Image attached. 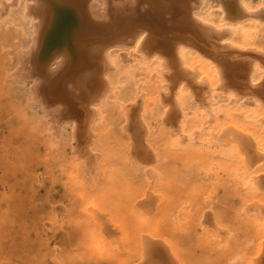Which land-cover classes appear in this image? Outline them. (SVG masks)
Instances as JSON below:
<instances>
[{
	"label": "bare ground",
	"instance_id": "bare-ground-1",
	"mask_svg": "<svg viewBox=\"0 0 264 264\" xmlns=\"http://www.w3.org/2000/svg\"><path fill=\"white\" fill-rule=\"evenodd\" d=\"M253 2L255 3L252 4ZM0 5V15L4 14L7 9L10 10V7L12 6L16 5L20 7V11L18 12L20 14V16H18L20 17L19 22H21L22 25L24 23L26 26L24 29H27V34L22 31L27 35L24 36L27 37V40L23 38L24 40H26L25 46L24 48L19 49L18 53L16 52L18 54V56H15L17 57V59L15 60L17 61V67L15 68V71L13 69L14 74L12 76H14L15 81L19 84L29 83L31 99L34 104V108L38 110L42 116L48 119L52 130H55L57 133H59L63 129V127H70L71 136L69 137H71V140L73 141V153H75L76 155V161H79L77 163V169L79 170L80 174L83 175V179H85L86 182L90 181L89 175L93 173V170H97V168L99 167L96 163L97 156L94 153V150H97V148L101 146L102 141H104L105 136H107V132L103 131L102 129L103 118L105 119L109 116V111L112 114L114 107L110 108L111 105L109 106V104L114 103L118 105V114L121 115V120H123V125L121 126L120 130H122L128 140V155H130L134 160L135 158L137 159V166H143L145 175L149 173L150 176H152L151 178H153L156 177V174H158L156 170L154 168H151L150 166L152 161L155 160L154 152L158 153L159 155H163L161 157V162L163 157L167 158L164 160L169 162L168 165L164 167L165 171H163L165 173H163L164 194L156 195L155 193H150L151 189H149L150 191L145 189L138 191L139 189H137L134 192H131L129 198L125 196V200L128 202V204H130L129 207L140 212L142 215L141 218L143 220H148V215H152V212L156 209V206L158 207L157 209L158 211H160L161 215L172 217L169 215V209H171L170 206L173 204L172 202L175 199L174 197L178 194V181L176 180V176L180 174V171L176 169L178 165L175 164L176 158L179 159L181 164L184 165H187V163L196 165V163H198L199 165L207 168L211 167L212 170H215V174L217 172H227L226 169L228 167L225 161L232 160L234 162V168H232L231 170L229 169L230 173L232 171H237L236 173H239L241 175V180H244L242 185H245V191L247 192V196L243 195L247 197L246 202H244V207L249 211L251 210V213L252 210L255 209L258 216L257 219L251 218L249 220V225L255 230V242H257L251 255L248 256L249 258L247 257V264H264V49L261 48L264 45L258 46L255 45L256 43H254L256 40H254V42L251 41V39H258L257 36L259 34V37L264 38V36H262L264 35V32H261L262 29L259 28L260 26L264 25V0H0ZM15 10H17V8ZM215 16L216 18H214ZM9 17L14 20V17H12V15H10ZM261 28H264V26H262ZM13 29H15V27ZM20 29L21 28H19V30ZM234 35L237 36L236 39L233 38ZM19 36L22 37L23 35L20 34ZM19 36L17 37V39L19 38ZM23 39L22 41L24 42ZM20 41L21 40H19V43H21ZM257 42L259 43V40ZM21 45L24 44L21 43ZM119 51L123 52L121 53ZM5 59H3V61ZM126 62H132V65H134L133 67H136V69H138V73L143 75L142 81L140 79L137 80L138 78L136 79V81H139L137 84L132 80V82L136 84V90L140 92L141 86H149V91H151L152 94L151 99L153 102V107L150 109H146V111L148 110L147 112L148 114H150L149 117H152L151 120L148 116L147 120L142 117L141 110H143V103H145L143 101L147 100V97L144 100L142 99L143 93L140 95L137 94L138 92L136 94H133L128 103L117 101V96L119 94L117 88H119L120 90L121 86L119 87L118 85H116V82H119L115 79L113 80L114 77L112 74H114L117 70H121ZM14 64L16 66V62H14ZM127 72L131 74V71L126 70V72L120 73L119 77L125 76ZM3 76L5 77V75ZM7 76L9 77L8 74ZM127 78L129 77L127 76ZM8 80V82H11V79ZM134 83L131 84L134 85ZM14 86L17 87L16 84ZM20 87H18V89ZM11 89L13 90L14 88ZM20 96L21 95H19V97ZM123 101H126V99H123ZM10 104L11 103H9V105ZM14 104H16V102ZM115 113L117 114L114 109V114ZM20 116L22 115L20 114L18 117ZM15 117L18 121L22 120L23 118L22 116L19 120L17 115ZM25 119L28 118L25 116ZM106 120L108 121V119ZM28 121L27 124H29ZM30 127L32 128V125ZM30 127L28 126L29 129ZM151 127H153L158 133H160V135L164 137V141H162L164 143H162V149L160 152L159 150H157V147H155L152 151L153 147L150 148V142H146V136H148L147 133L149 129H151ZM199 132L201 142H204L203 144H205L206 146L205 150L201 148H193L191 146L188 147L187 145L186 146L188 148L186 147L185 149H179L180 145L185 140L192 141L191 144H193L196 140L197 133ZM96 136H98L97 140L95 139ZM27 140H29V138H27ZM196 145L199 146L202 144L198 143ZM26 148L24 149L26 150ZM21 150L22 149H20V151ZM178 150H180L179 153H177ZM156 159L158 160L159 158ZM133 162L134 161H132V163ZM158 162L159 160L157 161V163ZM165 162L163 161V163ZM132 169L133 168L131 167V170ZM75 171L76 169H74V172ZM121 173H123V169ZM140 173L141 172L137 174ZM97 175L99 176V173H97ZM142 175H144V172H142ZM205 175L206 174H204V176ZM209 175L210 173L208 174V176ZM75 176L73 177L75 178ZM113 177L111 179L112 182ZM211 178L212 177L210 175V179ZM237 179L233 178L232 180H230L233 181V184H235ZM222 183L223 182H221V184ZM224 183L222 186H224ZM226 184H229L228 181ZM226 184L225 186L227 187ZM79 185H81V183H79ZM82 185H85L84 182L82 183ZM146 186H148V184H146ZM83 187L84 186H82V188ZM108 188H110V186ZM224 191L226 190L224 189ZM125 192L129 193L128 191ZM231 193H233V190ZM68 194L70 195V193ZM79 194H81V191ZM208 194H206V198L208 197ZM223 194L224 197L227 195H225V193ZM84 195L85 194L82 191V196ZM77 196H79L80 198L81 195ZM229 196H234V194H230ZM182 197L180 196V200H182ZM160 198L164 201V206L160 204ZM211 198H213V196ZM217 198L219 199V196H217ZM224 199H226V197ZM224 199L222 198L219 200L222 201ZM242 199H244V197ZM73 200L76 201L77 199L74 198ZM203 200L204 199H202V201ZM224 201L227 202V200ZM240 201L239 204L242 205L243 200L241 203ZM229 202L230 201H228L227 203ZM95 203L96 202L94 201L93 204ZM98 203H96L95 205H97ZM73 204L75 205V203ZM99 205H101V203H99ZM68 206H70V204ZM221 206L222 205H220V207ZM91 207L93 209L94 206L91 205ZM182 207L184 208L183 204ZM251 207H254V209H252ZM10 208L12 209V206ZM85 208L87 209V207ZM101 208H103V206ZM11 209L10 211L13 210ZM86 209L84 211L85 213L88 212L86 211ZM180 209L182 210V208H179V210ZM210 210L211 209H209V211ZM228 210L230 211V209ZM14 211L15 209L12 212L13 214L16 213V211ZM90 211L91 210H89L88 214L91 215ZM255 211H253V213H255ZM84 212L82 211V213ZM239 212L241 211L239 210ZM134 213L137 214L136 212ZM102 214L103 213H100L101 216L99 214L97 215L98 219L100 217L101 222L103 219L105 220V216L103 215L104 217H102ZM199 214L204 215L199 219L200 225L202 226V224L204 225V223L207 222V216L209 214L207 213L208 215H206L204 214V212L201 214L200 212L195 216H199ZM234 216H232V219L234 218ZM238 216L236 215L235 218H237ZM241 217L243 218V216ZM137 218L140 219V217ZM196 218L198 220V217ZM134 219L136 220V218ZM235 220L234 222L232 221L235 224L242 222V220L239 222H235ZM243 222H245V220ZM97 223L95 220V225ZM120 223L116 224L113 227H115L116 230H122V227H117V225L120 226ZM3 224L5 227L10 225L9 224L6 226L5 223ZM13 224H11V227ZM211 224L214 225L213 223ZM205 225H207V227L205 228H208L209 230L208 224ZM240 225H242V223ZM240 225L239 227L241 228ZM18 227L21 228V225ZM110 227L112 226L110 225L109 228ZM181 227H183V225ZM213 227L215 228V225ZM75 228H77V226ZM145 228L147 229V227ZM152 228L153 229L145 230V235L141 233L135 238L137 243V252L141 262L139 264H180L181 262L179 263L177 261V259L181 260V252L179 250L184 247H181L178 250L173 241L167 238L168 241H166L171 246L170 249L166 242L162 240L161 231L158 228ZM177 228L179 229L180 227ZM217 228H215V230ZM94 230L95 229L93 227L92 234L90 233L91 236L89 237H91L93 240H95V238L96 240H99L100 237H96L98 231L96 232ZM110 230L111 229H108V231ZM236 230L237 228L234 231ZM7 232H10L9 229ZM13 232H15V228ZM88 232L86 231V233ZM223 232L225 235L226 232ZM243 232L245 233L244 230ZM249 232L251 234V231ZM110 233H112V231H110ZM117 233H119V231ZM124 233L120 235L125 238L126 234L124 235ZM213 233L214 232L212 231V234ZM114 234H116V232H114ZM220 234L223 235V233L221 232ZM93 235H95V238L93 237ZM227 235L232 234H228L227 232ZM19 236H22L21 232ZM122 236L121 238L124 239ZM219 236L220 238H222L221 235ZM80 237L83 238L82 236ZM112 237L114 236L112 235ZM181 237L184 236L181 235ZM16 238L17 237H15V239ZM228 238L232 239V237ZM75 239H73V241H75ZM104 239L106 238H103V241H101L104 242ZM82 240L83 239H81L80 241ZM198 240L196 239V241ZM250 240L251 238H249V241ZM90 241L91 240L89 239V242ZM109 241L111 242V240L108 239V242ZM116 241L117 240L115 239V242ZM222 241L223 240H221V242ZM244 241L242 243H245ZM89 242L87 243L88 247L90 245ZM115 242L114 244H111V242L110 245L107 246L111 247V245L115 246L119 244ZM126 242L128 241L126 240ZM252 242L253 241H250L247 246L251 245L253 247ZM92 244H94V246L98 245L96 246V249L102 248V250L100 249L101 253L99 249L94 250L90 253H94L96 251V253H100L105 256L104 253L107 252L106 256H109L108 250L110 249L108 247V249L103 248V246L108 243H103L102 247H99L102 243L99 245V243L95 244L93 241ZM188 245L190 247L191 244L189 243ZM195 245L196 244L192 246H194L195 248ZM225 246L226 245H224L223 248ZM241 246L243 245L241 244ZM184 249L186 250V248ZM232 249L234 250V248ZM239 249L242 248L240 247ZM88 250H90V248ZM120 250L122 251V248ZM102 251L105 252L102 253ZM208 251L209 250H207V252ZM204 252L206 254V251ZM250 252L251 251H249V254ZM226 254H228V252H226ZM91 255L92 254H90V258L93 257ZM229 255L232 254L229 253ZM81 259L83 260L84 258ZM79 261L80 264L81 260Z\"/></svg>",
	"mask_w": 264,
	"mask_h": 264
},
{
	"label": "rangeland",
	"instance_id": "rangeland-1",
	"mask_svg": "<svg viewBox=\"0 0 264 264\" xmlns=\"http://www.w3.org/2000/svg\"><path fill=\"white\" fill-rule=\"evenodd\" d=\"M254 3L255 2H253L252 4H254ZM0 7H1V5H0ZM16 8H17V10H15ZM19 9H20V7L15 5V6L10 7V10L7 9V11L4 13L6 15H4V14L0 15V18H1L0 19V25L2 24L0 26V55H3V56H0V71H1V73H0V77H1L0 78V85H1L0 86V217H1L0 223H2V224H0V264H39V263L40 264H66V263L72 264L73 262H75L73 264H77V263L79 264V262H80L79 260H81L80 264H87V263L91 264L92 262H93L92 264H102V263L103 264H120V263L121 264H139L141 262H140V258L138 256L137 243H136L135 238L141 233L145 235V233H146L145 230L153 229L152 227L158 228L161 231L162 240H164L166 242V244L168 245V247L170 249H171V246L167 242L168 239L173 241V243L176 245L178 250L181 247L186 248V250L184 248H181V250L184 249L183 251L179 250L181 252V258H180L181 260L177 259V261L179 263L181 262L180 264H247L248 263L247 260L249 258L248 256L251 255L252 251L255 248L256 242H257V241L255 242V240H256L255 233H254L255 230L253 227H251L249 225V220L251 218L257 219L258 216L256 214L254 207L253 208L251 207L252 209H254V210H252V213L250 212L251 210L249 211V210L245 209V207H244L245 206L244 202H246V199H247V197H245V196H247V192L245 191L246 190L245 185H242L244 180L243 181L241 180L242 179L241 175L239 173H236L237 171H235V172L232 171L230 173V170L232 168H234V162L232 160L225 161V163L228 167L226 169L227 172H217L215 174V170L214 169L212 170L211 167L207 168V167L199 165L198 163H196V165H194L192 163H187V165H184V164H181L179 159L176 158L175 164H178L176 169H178V171H180V174L176 176V180L178 181V194L174 197L175 199L172 202L173 204L170 206L171 209H169V215L172 217H169V216L167 217V215L166 216L161 215L160 211H158V209H157L158 207L156 206L155 207L156 209L152 212V215L151 214L148 215V217H147L148 220H143L141 218L142 215L140 212L136 211L135 209L133 210L132 208L129 207L130 204H128V202L125 200V196L127 198H129L131 192H134L137 189H139L138 191L144 190V189L150 191L149 189H151L150 193H155L156 195L164 194L163 193V191H164L163 181H164V174L165 173L163 171H165L164 167L166 165H168L169 162L164 160V159H167L164 157L162 158V162H161V157L163 155H159L158 153L154 152L155 160L152 161L150 166H151V168H154L158 174H156V177H153L154 179L151 178L152 176H150L149 173L145 175V171L143 169V166H137V159L135 158V160H136L135 161L133 158H131L130 155H128L129 154L127 151V150H129L128 146H127L128 140H127V137H125V134L122 132V130H120L121 126L123 125V120H121L122 119L121 115L118 114L119 113L118 112V105H116L114 103L113 104L110 103L109 104V106L111 105L110 108L114 107L113 111L111 110L112 114L110 113V111L108 112L109 116L105 119L103 118V123H102L103 127L101 126L103 131L107 132L106 133L107 136H105V139H104V141H102L101 146L99 148H97V150H94V153L97 156L96 157L97 158L96 163L99 166L98 167L99 170H98V168H97V170L96 169L93 170V173H91V175H89L90 181L86 182V180L83 179V175H81L79 170L77 169L78 168L77 163L79 161H76V157H75L76 155H75V153H73L74 152L73 151V143H72L73 141L71 140V137H69V136H71L70 127L69 126L63 127V129L59 133H57L55 130H52V128L50 127L51 125H50L48 119L45 118L44 116H42L40 114V112L34 108V104H33V101L31 99V92H30L29 83L19 84L15 81L14 76H12L14 74L13 69L15 71V68L17 67V61H15L17 59V57H15V56L16 55L18 56V54H17L18 50L21 48H24L26 40H27V37H24V36H27L26 35L27 29H24L26 26L24 23L22 25V23L19 22V19H20V17H18V16H20V14L18 13L20 11ZM9 13H10V15H12V17H14L13 18L14 20H12V18L9 17L10 16ZM16 15H17V19H16ZM5 16L7 19L5 18ZM214 18H216V16ZM3 20H4V22H3ZM7 23H9V24H7ZM4 26H5V28H4ZM12 26H13V28L15 27V29H13ZM262 26H264V25H262ZM262 26H260L259 28L262 29L261 32H264V28H261ZM19 28H21V29L19 30ZM2 30H3V32H2ZM17 31L19 34L17 33ZM22 31L25 32L26 34L23 33ZM13 33H14V36H16V37L13 36ZM20 34L23 36L20 37L19 36ZM17 35L19 36L18 39H17V37H18ZM259 35L257 36L258 39H256V38L251 39V41L254 42V40H256L254 42V43H256L255 45L262 46V45H264V38L259 37ZM262 36H264V35H262ZM236 37H237L236 35L233 36V38H235V39H236ZM23 38H25L26 40H24ZM22 39L24 40V42L22 41ZM19 40H21L20 42L23 43L24 45H21V43H19ZM258 40H259V43L257 42ZM261 48L264 49V46H262ZM119 52L122 53L123 51H119ZM3 59H5L4 60L5 62L3 61ZM1 61H2V63H1ZM14 62H16V66H15ZM133 63H134V61H133ZM133 63L132 62H126L121 70H117L114 74H112L114 77L113 80L115 79L119 82V83L116 82V85H118L119 87L121 86L120 90H119V88H117L119 91V94H120V95L118 94V96H117L118 97L117 101L128 103L133 94H136L138 92L137 94L140 95L143 93L142 99L144 100L147 97V100L143 101L145 103H143V108H142L143 110H141V113H142V117H144V119L147 120L148 117L150 116V114H148V112H147L148 110L146 111V109H150L153 107V102L151 99L152 94H151V91H149V86H146V85L140 87V92L136 90L137 89L136 84L139 82V81H136V79L138 78L137 80L140 79L142 81L143 75L138 73V69H136V67H133L134 66V65H132ZM10 64H12V65H10ZM128 64H130V65H128ZM130 66H132V67H130ZM1 69H3V70H1ZM126 70L131 71V74L129 72H127L125 76L119 77V74L122 72H126ZM3 71H5V72H3ZM7 74L9 75V77L7 76ZM3 75H5V77ZM127 76L129 78H127ZM6 79L7 80L11 79V82H8L10 80L7 81ZM130 80H131V82H130ZM132 80L135 81L136 84L134 82H132ZM4 81H5V84H4ZM14 83L17 85V87L14 86L15 85ZM129 83H130V85H129ZM131 83H134V85ZM4 86H5V88H4ZM11 86H13V87H11ZM20 86H22V87H20ZM27 86H29V87H27ZM18 87H20V88L18 89ZM122 87H123V89H122ZM142 87L143 88L146 87V88L143 89ZM11 88H14L15 90L14 89L12 90ZM19 95H21V96L19 97ZM27 96L29 99L27 98ZM16 97H18V98H16ZM22 97H24V98H22ZM24 99L25 100L27 99V100L25 101ZM123 99L124 100L126 99V101H123ZM13 102L14 103L16 102V104H14ZM9 103H11V104L9 105ZM17 103H19V104H17ZM114 109H115V112H117V114L116 113L114 114ZM20 114L23 116L22 120H20V117H22V116L18 117ZM16 115L20 121L17 120V118L15 117ZM39 115H40V117H39ZM25 116L28 119L30 116L29 121H28V119H25ZM118 118H120V119H118ZM149 118H150V120L152 119V117H149ZM106 119H108V121ZM44 120H46V121H44ZM119 120H121V121H119ZM27 121L30 125L27 124ZM42 121H44V122H42ZM114 123L117 126H115ZM31 125H32V128L30 127ZM28 126L30 127L31 130L28 128ZM49 128H51V129H49ZM111 129L113 130V132ZM45 130H46V132H45ZM206 130H207V128H206ZM196 132H198V131H196ZM118 133H120V134H118ZM151 133H154V134H151ZM121 134H122V136H121ZM123 134H124V137H123ZM147 135L149 137L146 136V142H150L149 143L150 148L153 147L152 151L155 147H157V150H159V152H160L162 149V143H164V142H162V141H164V137L162 135H160V133H158L153 127H151V129H149ZM43 136H45V137H43ZM22 137H24V138H22ZM159 137H161V138H159ZM27 138H29V140H27ZM45 138H46V140H45ZM97 138H98V136H96L95 139L97 140ZM198 138H199V140H198ZM149 139H152L153 142H152V140H149ZM28 141H30V142H28ZM31 141H32V144H31ZM191 142L192 141H189V140L183 141V143L180 145L179 149L180 148L185 149L187 146L188 147L191 146L193 148H198V149L201 148L204 150L206 149L205 144H203L204 142H201L200 132L197 133L195 142L193 144H191ZM25 143H27V144H25ZM198 143L202 144V145H199V146L196 145ZM121 144H122V147H121ZM28 146H29V149H28ZM24 148H26V150ZM20 149H22V150L20 151ZM32 149H33V152H32ZM24 150H25V152H24ZM15 151H16V153H15ZM179 152H180V150H178L177 153H179ZM18 158H20V159H18ZM28 158H30V159H28ZM156 158H159L158 163H157L158 160ZM131 160L134 162L132 163ZM163 161L164 162L166 161L165 162L166 164L163 163ZM100 164H101V166H100ZM117 166H118V168H117ZM183 166H185V167H183ZM129 167H130V169H129ZM131 167L133 168L132 170H131ZM189 167H191V168H189ZM183 168H185V169H183ZM209 168L211 171L209 170ZM74 169H76L75 172H74ZM122 169H123V173H121ZM140 170H142V171H140ZM194 170H195V172H194ZM207 170L212 177L211 179H210V175L208 176L209 173L207 172ZM77 171H78V173H77ZM139 172H141V173L137 174ZM142 172H144V175H142ZM182 172H183V174H182ZM97 173H99V176L97 175ZM204 174H206V175L204 176ZM220 175H221V177H220ZM70 176H72V177H70ZM73 176H75V178ZM136 176L140 179H138ZM161 176H163V177H161ZM112 177H113L114 183L111 180ZM145 177H146V179H145ZM184 177L186 178V180ZM237 177L239 180L237 179ZM69 178H71V179H69ZM233 178L237 179L235 184H233V181H231ZM99 179H101V180H99ZM136 179H138V180H136ZM74 180H76V181H74ZM82 180H83L85 185H82V183H83ZM227 181L230 185L226 184ZM221 182H223V183L225 182L224 186L226 184L227 187L222 186L223 183L221 184ZM79 183H81V185H79ZM145 183L148 184V186H146ZM231 183L234 187L231 185ZM82 186H84V187L82 188ZM92 186L94 187V189ZM109 186H110V188H108ZM112 186H114L115 188ZM242 186H244V187H242ZM107 188L109 189V191ZM232 188H234V189H232ZM224 189L226 191H224ZM110 190H111V192H110ZM113 190H114V192H113ZM123 190L128 191L129 193H127ZM232 190H233V193H231ZM76 191H77V194H76ZM80 191H81V194H79ZM82 191L84 192L85 197L82 196ZM221 191H223V192H221ZM226 192H228V193H226ZM68 193H70V195ZM88 193H91V194H88ZM223 193H225V195L227 194L225 196L226 199H224L225 197H224ZM206 194H208L207 198H206ZM220 194L222 197L220 196ZM230 194H234V196H229ZM77 195H81L80 198ZM196 195H197V197H196ZM243 195H245V196H243ZM87 196H88V198H87ZM180 196L181 197L183 196L182 200H180ZM212 196H213V198H211ZM217 196H219V199L223 198L224 200H227V202L228 201H230V202L227 203L224 200L221 201L217 198ZM159 197H161V196H159ZM203 197H205V198H203ZM236 197H237V200H236ZM243 197L245 200L242 199ZM74 198L77 199L76 200L77 203H76V201L73 200ZM70 199H71V201H70ZM202 199H204L203 200L204 202L202 201ZM231 199H232V202H231ZM238 199H240L241 201ZM101 200L105 203H103ZM160 200H161V198H160ZM242 200H243V202H242ZM89 201H90V203H89ZM94 201L96 203H98L100 201L99 203H101V205H99V203L97 205H95L96 203L93 204ZM239 201H240V203L242 202L243 204L242 205L239 204ZM72 202L75 203V205ZM214 202H215V204H214ZM217 202H219V203H217ZM221 202H223V203H221ZM88 203H89V205H88ZM216 203H217V206H216ZM69 204H70V206H68ZM160 204L163 206L165 205L163 200L160 201ZM182 204H183L184 208L182 207ZM230 204H231V206H230ZM248 204H250V203H248ZM91 205L94 206L93 209H92ZM98 205H99V207H98ZM220 205H222V206L220 207ZM9 206L10 207L12 206V209L13 210L15 209L16 213L13 214L12 213L13 210ZM84 206L87 207V209ZM95 206H96V208H95ZM102 206H103V208H101ZM119 206H120V208H119ZM7 207H9V208H7ZM224 207H226V208H224ZM88 208H91V209H88ZM179 208H182L183 211L181 209L179 210ZM196 208H199L200 210L201 209L202 210L200 211L199 209H196ZM234 208H235V210H234ZM251 208H249V209H251ZM10 209L12 211H10ZM16 209H18V210H16ZM85 209H86V211H88L87 213L84 212ZM96 209H97V211H96ZM130 209H132V210H130ZM209 209H211L212 212H211V210L209 211ZM228 209H230V211ZM81 210L84 213H82ZM89 210H91L90 211L91 215L94 214L95 216L94 215L91 216L90 214H88ZM92 210H94V211H92ZM198 210L201 212V214L203 212L206 215L209 214L207 216V222L204 223V225L202 224V226L200 225L199 219L202 218V216H204V215L199 214V216H195L196 214L200 213ZM239 210L241 212H239ZM186 211H187V213H186ZM253 211H255V213H253ZM3 212H6V213H3ZM10 212H11V214H10ZM134 212H136L137 214H135ZM54 213H55V215H54ZM58 213H59V215H58ZM100 213H103L102 217L105 216L104 217L105 220L103 219L102 222L100 220V217L98 219V216H97L98 214L100 215ZM246 213H248V214H246ZM17 214H19V215H17ZM179 214H180V216H179ZM234 214H235V216H234ZM231 215L234 216V218H233L234 220L237 219V220H235V222H237V221L239 222L241 220H242V222L236 223L237 224L236 225L235 223H233L234 220L232 219ZM236 215L237 216L241 215V216H243V218L241 216H238L240 219L238 217L235 218ZM3 216H4V219H3ZM253 216L256 218H254ZM6 217H7V219H6ZM137 217H140V219ZM196 217H198V220ZM208 217H209V219H208ZM227 217H229V218H227ZM14 218H15V220H18V221H15ZM134 218H136V220L137 219L138 220L136 221ZM166 218H168V219H166ZM95 220H96V223L98 222L96 225H95ZM244 220L246 223L243 222ZM12 221H14V222H12ZM160 221H161V223H160ZM162 221H163V223H162ZM33 222H34V224H33ZM127 222H129V223H127ZM184 222H185V224H184ZM3 223H5L6 226L9 224L10 225L5 227ZM101 223H104V224H101ZM105 223L107 225V230H106ZM119 223H120V226L117 225V227H120V228L122 227V230L121 229L116 230L115 227H113ZM211 223H213L215 225V228L218 227L220 229L217 228L218 230L217 229L215 230V228L213 227L214 225H212ZM241 223L243 226L240 225ZM11 224H13L12 227H11ZM27 224H28V227H27ZM205 224H208L209 230H208V228H205V227H207V225H205ZM244 224H246V225H244ZM20 225H21L22 229L20 227H18ZM108 225L109 226L111 225L112 227L109 228ZM143 225H147V226H143ZM182 225H183V227H181ZM239 225L241 226V228L239 227ZM76 226L78 229L75 228ZM102 226H103V229H102ZM141 226H142V228H141ZM35 227H36V229H35ZM93 227L95 229L94 231H96V232L98 231L97 233L101 235L100 236V235L96 234L97 238L100 237L99 240H96L95 235H93L95 240H93L91 237H89L92 234ZM145 227H147V229ZM177 227H180V228L178 229ZM203 227H204V229H203ZM14 228H15V232H13ZM17 228H19V229H17ZM99 228H101V229H99ZM168 228H169V230H168ZM201 228H202V230H201ZM234 228L235 229L237 228V230L234 231L235 230ZM248 228H250V229H248ZM251 228H252V230H251ZM8 229L10 232H7ZM68 229L70 232L68 231ZM85 229H87V230H85ZM108 229H111L110 231H112V233H110V231H108ZM113 229H115L116 231ZM242 229L245 231V233L243 232ZM72 230H73L74 234L72 233ZM177 230H179L180 233ZM222 230L226 232L225 233L226 236L224 235V232ZM246 230H247V232H246ZM248 230L251 231V234ZM63 231H64V233H63ZM86 231L87 232L89 231V232L86 233ZM118 231H119V233H117ZM212 231L214 232L213 234L215 237L213 236ZM20 232H21L22 236H19ZM114 232H116V234H114ZM121 232H123V233L125 232L124 233V235L126 234L125 238L122 235H120V234H123ZM203 232H205V233H203ZM217 232H218V234H217ZM220 232L223 233V235L220 234ZM227 232H228V234L231 233L232 235H227ZM14 234L15 235L17 234L18 236L17 235L15 236ZM112 235L114 237H112ZM181 235H183L185 238L181 237ZM219 235H221L222 238H220ZM72 236H74V237H72ZM80 236H82L83 238H81ZM86 236L91 241L93 240L95 244L99 243V245H100L102 243L101 246H99V247H102L103 243L104 244L108 243V244L104 245L103 248L108 247L110 250L112 249L114 251L108 250L109 256H106L107 252L104 253L105 251H102V253H104L106 257L103 256L102 254H100L101 253L100 249L102 250V248H100V249L97 248V249H99L100 253H96V251L94 253H90V252H93L94 250H97L96 246H98V245L94 246V244H92L93 241L89 242V239ZM117 236H118V238H117ZM121 236L124 239H122ZM216 236H217V238H216ZM15 237H17V238L15 239ZM187 237L190 239H188ZM228 237H232V239L228 238ZM79 238H81L83 240L80 241L81 239H79ZM103 238H106V239H104V242H102ZM249 238H251L250 241H253L252 242L253 244L251 243L253 245V247L251 245L247 246L250 243ZM67 239H68V241H67ZM73 239H75V241H73ZM108 239L111 240L112 243L110 241L108 242ZM115 239L118 242L117 241L115 242ZM172 239H174V240H172ZM187 239H188V241H187ZM196 239L197 240L200 239V240L196 241ZM244 239H245V241H244ZM70 240H72V241H70ZM126 240L128 242H126ZM221 240H223V241L221 242ZM76 241L78 242L79 245L82 246V248H81V246H79L77 244ZM97 241H99V242H97ZM113 241L115 243H119V244H117L115 246L111 245L112 248L107 246V245H110V243L114 244ZM224 241H225V243H224ZM243 241L245 243H242ZM88 242L90 244L89 247L87 245ZM184 242H186V243H184ZM194 242H196V243H194ZM134 243H135V245H134ZM179 243H180V245H179ZM189 243L191 244L190 247L188 245ZM74 244H76L77 247ZM126 244H128V245H126ZM194 244H196L195 248H194V246H192ZM239 244H240V246H239ZM241 244L243 246H241ZM244 244H246V245H244ZM213 245H214V247H213ZM224 245H226V246L223 248ZM91 246L93 247V249ZM120 246L122 248V251L120 250L121 249ZM69 247L71 248V250ZM74 247H75V249H74ZM238 247L239 248L241 247L242 249H239ZM89 248H90V250H88ZM124 248H126V249H124ZM218 248H219V252H218ZM232 248H234V250ZM91 249H92V251H91ZM247 249L249 251H251L250 254H249V251ZM207 250H209V251L207 252ZM243 250H245V251H243ZM204 251H206V254ZM241 251H243V252H241ZM130 252H131V254H130ZM133 252H135V253H133ZM226 252H228V254H226ZM229 253H231L233 256L229 255ZM90 254H92L91 256H93V257H91L92 259L90 258ZM216 254H218L220 256H218ZM240 254L242 256L244 254V256H243L244 258H245V254H246V258L247 257L248 258L244 259ZM65 257H66V259H65ZM81 258H84V259L82 260ZM186 258L188 259V261ZM190 258H191V260H190ZM119 260H120V262H119ZM103 261H105L106 263ZM132 262H134V263H132Z\"/></svg>",
	"mask_w": 264,
	"mask_h": 264
}]
</instances>
